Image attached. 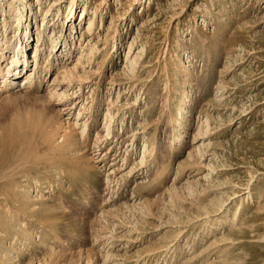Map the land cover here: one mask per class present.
<instances>
[{"label":"rangeland","instance_id":"1","mask_svg":"<svg viewBox=\"0 0 264 264\" xmlns=\"http://www.w3.org/2000/svg\"><path fill=\"white\" fill-rule=\"evenodd\" d=\"M38 27L41 86L0 90V264H264V0H0L1 47Z\"/></svg>","mask_w":264,"mask_h":264},{"label":"bare ground","instance_id":"2","mask_svg":"<svg viewBox=\"0 0 264 264\" xmlns=\"http://www.w3.org/2000/svg\"><path fill=\"white\" fill-rule=\"evenodd\" d=\"M71 9H72V6H70V4H69V13L71 12ZM84 9H86L85 7H83V12H84ZM47 11L48 10H46V13H47ZM83 12L81 13V15H83ZM86 12V11H85ZM85 12H84V18H85ZM45 13V14H46ZM94 15H96L95 13H94ZM46 16V15H45ZM23 17V14L22 15H20V17H19V20H18V26H16L15 27V31L16 30H19V29H21L22 28V24H23V22L21 21L22 18ZM35 18V17H34ZM36 19V18H35ZM44 19H45V17H43L42 18V22L44 21ZM94 21L93 20H90L89 21V24H88V27L89 26H91V25H93L94 23H93ZM6 23L7 22H3V25H6ZM26 25V24H25ZM41 25H42V23H41ZM27 26V25H26ZM44 27V26H43ZM40 27H38L36 30H37V32H36V35H37V40H36V43H35V48H34V51H33V55H32V57H30L29 58V56H28V59H23V60H21V58L20 57H18V52H20V48L19 49H16V46L15 45H13V44H11L9 41H7V44L5 45V47H1V45H0V77L2 76L3 77V80H2V82L0 83V90L1 91H7L8 92V90L10 89V88H13V84L16 82V79H18V78H20V77H22L23 75H24V78L22 79L23 81H24V87H22L21 89H24V88H35V87H39V86H41V83H42V80H41V78H42V73L44 74V75H46L49 71H50V67L48 66V65H43L44 63H42V61H43V56L41 55L42 54V52L40 51L41 49H40V46L41 45H43L44 44V42H43V39H44V33H43V31H41L40 29H39ZM25 29V33H24V37H23V39L21 40L20 38H18V40H17V42H18V44H19V42H21V44L20 45H22V44H24L23 45V48H21V51H23V49H24V47H25V43L27 42V39H26V33H27V27H25L24 28ZM45 29H47V25H45V27L43 28V30H45ZM52 31L54 32L55 31V28H53L52 29ZM18 32V31H17ZM56 34V33H55ZM54 34V35H55ZM20 35V34H19ZM55 37V36H54ZM52 39V38H51ZM56 37L52 40L53 42L54 41H56ZM63 39V38H62ZM63 42H66V40L64 39V41ZM58 48H59V46H58ZM4 49H7L8 50V52H9V50L10 51H12V55H10V54H7L6 52H7V50L6 51H4ZM91 49V48H90ZM91 52V51H90ZM21 53V52H20ZM82 53V52H81ZM68 54V53H67ZM70 55V54H69ZM69 55H68V57H69ZM42 56V57H41ZM67 56V55H66ZM85 56V55H84ZM82 54H80L78 57H77V61H80L83 57H84ZM91 59V58H90ZM45 61V60H44ZM90 63H91V61H90ZM21 64H23V66L26 68L27 67V69L26 70H24V67H23V69L21 70V69H19V65L21 66ZM48 64V63H47ZM77 67V66H76ZM22 81V82H23ZM36 84V85H35ZM80 87V86H79ZM15 90V89H14ZM37 90V89H36ZM39 90V89H38ZM20 91V90H19ZM8 94V93H7ZM57 94V93H56ZM119 96V95H118ZM80 115V113H79V111L77 112V118H78V116ZM89 117V116H88ZM111 118L112 116H111V114H110V112L107 110V111H105V119L106 118ZM80 119V118H79ZM77 121V120H76ZM82 122V123H81ZM80 122V125H82V127L84 128L83 130H81V132H83L84 133V130L88 127L87 126V122H86V120L85 121H81ZM67 125V124H66ZM69 125V127H70V124H68ZM68 125H67V127L66 126H64V128H63V131H62V138H63V140L64 141H66V143L67 144H69L70 142H72L71 140H73V135L69 132V130L71 131L72 130V128H74L72 125L73 124H71V126H72V128L71 129H69V127H68ZM108 127V126H107ZM75 130V129H74ZM73 130V131H74ZM72 131V132H73ZM107 131H108V133H109V128H107ZM76 133V132H75ZM73 134H74V132H73ZM79 134V133H78ZM71 136L73 137V138H71ZM76 136V135H75ZM82 136V135H81ZM71 138V139H70ZM76 138V137H75ZM86 139V138H85ZM155 145V144H154ZM144 146V145H143ZM146 146V145H145ZM152 147H153V145H152ZM151 147V148H152ZM143 149H144V147H143ZM145 152H146V149L143 151V154H145ZM148 152V151H147ZM149 153V152H148ZM146 156V155H145ZM156 159V158H155ZM144 161V160H143ZM143 163V162H142ZM147 165V163H146V159H145V161H144V163H143V167L144 166H146ZM150 165V164H149ZM149 168H150V166H148ZM146 168V169H148L149 170V168ZM147 170V171H148ZM151 173V172H150ZM138 183V182H137ZM136 195V194H135ZM89 258V257H88ZM106 258H108V257H105V259L104 260H106ZM90 259H92V258H90ZM94 259V258H93ZM92 259V260H93ZM91 262V261H90ZM92 263H93V261H92ZM85 264H90V263H88V261H86L85 262ZM102 264H104L103 262H102Z\"/></svg>","mask_w":264,"mask_h":264}]
</instances>
